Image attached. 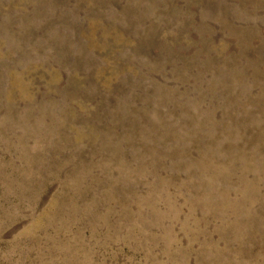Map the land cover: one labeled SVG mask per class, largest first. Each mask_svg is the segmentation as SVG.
Instances as JSON below:
<instances>
[{
	"label": "rangeland",
	"instance_id": "obj_1",
	"mask_svg": "<svg viewBox=\"0 0 264 264\" xmlns=\"http://www.w3.org/2000/svg\"><path fill=\"white\" fill-rule=\"evenodd\" d=\"M0 264H264V0H0Z\"/></svg>",
	"mask_w": 264,
	"mask_h": 264
}]
</instances>
